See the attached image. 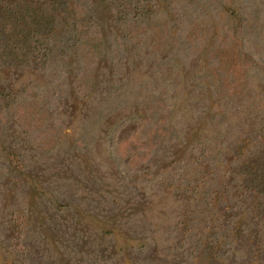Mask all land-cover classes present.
<instances>
[{
  "label": "rangeland",
  "instance_id": "rangeland-1",
  "mask_svg": "<svg viewBox=\"0 0 264 264\" xmlns=\"http://www.w3.org/2000/svg\"><path fill=\"white\" fill-rule=\"evenodd\" d=\"M0 264H264V0H0Z\"/></svg>",
  "mask_w": 264,
  "mask_h": 264
}]
</instances>
